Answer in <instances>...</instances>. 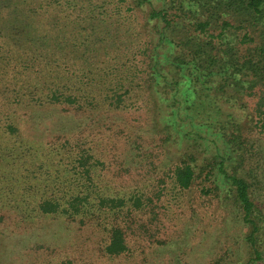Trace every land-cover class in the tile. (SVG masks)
Segmentation results:
<instances>
[{"label":"trees","instance_id":"16d2710c","mask_svg":"<svg viewBox=\"0 0 264 264\" xmlns=\"http://www.w3.org/2000/svg\"><path fill=\"white\" fill-rule=\"evenodd\" d=\"M111 1L116 21L109 27L106 18L105 29L116 35L117 54L123 49L130 52L134 42L141 40L134 34L132 17L141 15L149 33L140 65H134L133 71L130 66L123 69L124 64L116 68V83L104 93L103 105L121 108L124 95L131 93L128 87L143 81L159 116L153 124L164 127L165 142L179 147L173 174L177 187L231 200L249 228L245 241L252 249L250 262L262 259L264 207L258 204L257 190L264 180L261 171L245 169L259 158L249 134L264 133V91L251 113L243 96L264 88V0ZM90 3L0 0V133L20 142L0 144V199L20 190L40 192L42 213H57L81 228L103 230L109 236L105 252L121 256L128 251L122 223L143 208L140 192L112 197L98 193L93 154L84 150L74 160L72 178L56 177L53 182H61L54 183L56 191L50 193L47 185L38 189L39 169L46 174L47 165L39 154V163L31 170L33 147L25 143L18 121L12 118L22 110L21 120L29 115L27 109L37 106H52L49 111H56V106L69 105L73 109L63 106L61 111L89 117L103 107L91 96L94 78L85 82V73L67 63L77 65L83 59L84 14L91 20L100 11L109 13L104 6L96 12ZM181 27L190 31L183 38L178 37ZM238 29L246 30L241 39ZM106 40L94 41L102 47ZM87 67H91L88 62ZM22 182L28 184L23 189ZM21 213L22 220L33 219L32 211ZM5 218L0 214V224Z\"/></svg>","mask_w":264,"mask_h":264},{"label":"rangeland","instance_id":"374dc122","mask_svg":"<svg viewBox=\"0 0 264 264\" xmlns=\"http://www.w3.org/2000/svg\"><path fill=\"white\" fill-rule=\"evenodd\" d=\"M79 3L88 5L85 1ZM89 6L96 12L104 6L109 13L100 11L91 20L89 14H84L80 24L83 59L77 65L73 61L67 63L85 73L82 77L85 82L94 78L91 96L103 105L107 99L104 93L116 83V68L121 69L124 64L123 69L130 66L133 71L134 65H140L144 58L143 42L149 32L143 27L141 15L132 17L134 34L141 40L134 42L130 52L123 49L117 54L116 35L105 29L106 18L109 27L112 20L116 21L111 14L114 3L92 0ZM189 32L187 27H181L178 37L183 38ZM237 32L241 39L246 30ZM95 39L107 40L100 47ZM57 60L63 58L57 56ZM87 62L91 67H87ZM137 82L128 87L131 93L124 95L119 109L105 104L89 117L88 113L80 116L61 111L63 106L73 109L69 105L56 106L59 109L56 111H49L52 106H37L27 109L29 115L21 120L22 110L12 117L18 121L23 140L31 143L37 157L32 156L31 170L39 163V154L47 165L46 174L39 169L38 189L47 185L50 193L56 191L54 183L61 182H53L56 177L72 178L74 160L84 150L93 154L92 161L96 164L93 178L98 193L112 197L140 192L143 208L122 223L127 229L128 251L121 256L108 255L105 247L109 236L103 230L81 228L57 213L44 214L39 210L41 193L20 190L8 197L3 194L6 198L0 199V214L8 216L0 224V264H264V242L262 259L250 262L252 249L245 241L249 228L231 200L201 194L196 188L188 191L177 187L173 174L179 147L165 142L164 127L153 124L159 116L151 107V96L143 81ZM263 91L259 87L255 95L243 96L249 113ZM249 138L255 140L259 158L247 164L245 170L250 172L253 167L255 173L261 171L264 180V133L257 130ZM14 143L20 144L16 138L0 133L2 146ZM45 153L49 154V161ZM26 185L22 182L20 188ZM23 198L28 206L21 202ZM257 201L264 207V183L258 186ZM21 212L33 219L22 220Z\"/></svg>","mask_w":264,"mask_h":264}]
</instances>
